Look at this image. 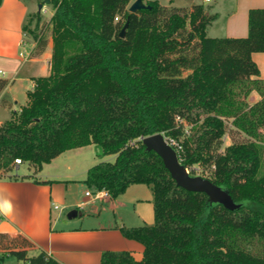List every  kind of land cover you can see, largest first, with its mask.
Returning <instances> with one entry per match:
<instances>
[{
	"label": "trees",
	"instance_id": "trees-1",
	"mask_svg": "<svg viewBox=\"0 0 264 264\" xmlns=\"http://www.w3.org/2000/svg\"><path fill=\"white\" fill-rule=\"evenodd\" d=\"M131 2L51 0L50 74L35 79L27 104L0 125V178L26 179L18 175L22 164L37 174L61 154L95 145L115 161L90 168L87 186L116 198L147 185L155 218L121 228L144 246L141 261L105 252L101 264H264V80L253 60L264 53V9L250 10L247 37L211 38L215 16L203 5L148 1L150 8L131 13ZM34 20L24 31L41 53L49 40L40 14ZM7 84L0 79V93ZM253 92L260 99L250 104ZM229 125L247 141L223 149ZM155 134L172 143L192 176L199 166L240 208L179 187L163 160L146 151L143 139ZM34 250L26 236L0 233V264L4 256L60 264L43 251L30 257Z\"/></svg>",
	"mask_w": 264,
	"mask_h": 264
},
{
	"label": "crops",
	"instance_id": "crops-1",
	"mask_svg": "<svg viewBox=\"0 0 264 264\" xmlns=\"http://www.w3.org/2000/svg\"><path fill=\"white\" fill-rule=\"evenodd\" d=\"M148 1L177 8L185 3L184 0ZM189 3V7L203 5L209 15L215 16L207 28V36L211 38L247 37L250 10L264 9V0H189ZM36 7L37 3L30 6L27 0H3L0 6V74L3 76L0 79L8 82L0 93V125L10 119L12 111H20L27 104V93L34 88L35 79L50 74L46 63L51 61L52 38L41 53H36L34 44L28 45L29 49L24 47L28 33L24 26L28 17L41 16L51 5H44L41 11ZM253 60L264 80V53H254ZM21 96L25 97V103L17 108ZM60 156L45 164L37 174L33 168L32 174L18 173L19 176L31 175L26 179L0 178V233L26 236L36 246L35 255L43 251L60 264H101L105 252H127L141 261L144 246L125 238L121 228L154 224L151 188L134 184L116 198L110 195L99 199L87 197L86 192H95L85 183L93 165L85 170L86 177L82 180L84 197L72 200L74 185L70 182L74 180L69 179L68 174L56 172L60 170L55 164ZM20 169L21 166L17 171ZM43 181L49 183H39ZM65 207L71 208L67 219H64ZM55 211L58 213L54 221Z\"/></svg>",
	"mask_w": 264,
	"mask_h": 264
},
{
	"label": "rangeland",
	"instance_id": "rangeland-1",
	"mask_svg": "<svg viewBox=\"0 0 264 264\" xmlns=\"http://www.w3.org/2000/svg\"><path fill=\"white\" fill-rule=\"evenodd\" d=\"M134 1L136 0H132L130 5ZM27 2L30 4V6H33V5L35 6L37 3L36 8L39 10V4L41 3L40 0H27ZM147 2L148 0H144V3H147ZM184 2H185L184 4L182 3L179 6H182L181 8H184L186 10L189 9L190 8L189 0H184ZM45 6H48V5H45ZM52 13H53V8L50 7V8H47L46 11L43 12V14H41L42 21L40 24V32L44 31L43 35L48 40H50L51 38V28L48 26L49 25L48 23L51 19L50 17ZM34 16L35 15H30L26 23V25H29L30 30H33L35 27ZM210 36L212 35L210 34ZM25 38L26 39L24 40L25 41L24 47L27 46V48L29 49L30 44H34L36 46V40L32 36L31 32L26 33ZM46 64L47 66H50V61H47ZM187 73L188 72H186L184 75H187ZM0 77H3V76L0 74ZM24 98L25 97H22V96L20 97L17 108L19 107V105L25 103ZM259 99H260V96L256 92H253L249 98V103L253 104ZM246 141H247V137L243 133L237 131L235 128L229 125L227 134L223 139V149L233 143H242ZM114 161H115V156L113 155L102 156L101 150L98 147H96L95 145H90L89 147H83L82 149H73L72 151L70 150L69 152L62 154L55 164L60 166V170L56 171L57 173H59L60 175L68 174L69 176H71L69 177V179L74 180L70 182L71 184L74 185L71 196H70L72 200H77V199L81 200L84 197V190H85V186L84 184H82V180L86 177L85 170L101 162H114ZM18 173L19 174H32L33 172H32V168L29 167L27 164H22L21 169L19 170ZM194 174L195 176H202L204 173L202 171V168H200L199 166H196ZM78 185H81V187ZM70 211H71L70 207H65L64 219H67L66 216ZM57 213L58 212L56 211L53 212L54 221L56 220ZM35 254H36V251L30 252V255H35ZM0 257H3L1 253H0ZM4 258L5 259L2 262V264H27L24 261L17 260L13 256H4Z\"/></svg>",
	"mask_w": 264,
	"mask_h": 264
},
{
	"label": "water",
	"instance_id": "water-1",
	"mask_svg": "<svg viewBox=\"0 0 264 264\" xmlns=\"http://www.w3.org/2000/svg\"><path fill=\"white\" fill-rule=\"evenodd\" d=\"M39 10L41 11L44 5H50L51 0H40ZM150 8L143 0L134 1L129 12L136 13L139 10ZM129 26V21L123 27L120 36L125 37L126 30ZM143 144L147 152H155L164 163L165 168L169 171L171 177L176 184L190 192L205 193L211 204L217 203L223 205L226 209L234 211L240 208V204H236L228 191L215 185L210 180L201 176H192L189 170L180 163L176 150L167 142L162 134H155L143 139Z\"/></svg>",
	"mask_w": 264,
	"mask_h": 264
},
{
	"label": "built area",
	"instance_id": "built-area-1",
	"mask_svg": "<svg viewBox=\"0 0 264 264\" xmlns=\"http://www.w3.org/2000/svg\"><path fill=\"white\" fill-rule=\"evenodd\" d=\"M167 140V139H166ZM167 142L172 146V143H170L168 140H167ZM175 144V143H174ZM17 163H20V161H17ZM106 195H109L106 191H104V190H101V191H95L94 193H91V192H86V196L87 197H93V199H99V198H101V197H103V196H106ZM56 209L58 208V207H55Z\"/></svg>",
	"mask_w": 264,
	"mask_h": 264
}]
</instances>
